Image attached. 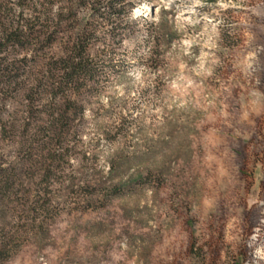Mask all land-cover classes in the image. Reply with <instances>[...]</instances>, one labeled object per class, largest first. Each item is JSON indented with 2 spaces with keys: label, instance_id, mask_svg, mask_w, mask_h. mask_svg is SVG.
<instances>
[{
  "label": "rangeland",
  "instance_id": "1",
  "mask_svg": "<svg viewBox=\"0 0 264 264\" xmlns=\"http://www.w3.org/2000/svg\"><path fill=\"white\" fill-rule=\"evenodd\" d=\"M129 1L169 46L150 68L146 26L125 43L62 155L5 55L0 264H264V0Z\"/></svg>",
  "mask_w": 264,
  "mask_h": 264
},
{
  "label": "trees",
  "instance_id": "2",
  "mask_svg": "<svg viewBox=\"0 0 264 264\" xmlns=\"http://www.w3.org/2000/svg\"><path fill=\"white\" fill-rule=\"evenodd\" d=\"M132 11L129 0H0V78L7 76L0 83L9 88L21 85L20 69L16 65L10 69L4 62L7 52L24 53L20 61L31 62L26 99L31 112L38 111V100L46 103L50 136L44 143L54 147L52 155H62V140L81 119L82 96L101 87V68L120 67L115 58L127 41L135 40L146 26L152 44L146 61L150 68L158 62L155 53L169 46L164 20H137ZM103 28L108 30L103 33ZM118 119L123 124L124 117ZM7 173L0 168L5 191L13 183Z\"/></svg>",
  "mask_w": 264,
  "mask_h": 264
}]
</instances>
